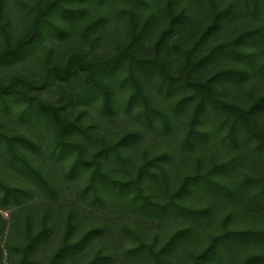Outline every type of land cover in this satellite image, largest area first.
Wrapping results in <instances>:
<instances>
[{"label":"rangeland","instance_id":"1","mask_svg":"<svg viewBox=\"0 0 264 264\" xmlns=\"http://www.w3.org/2000/svg\"><path fill=\"white\" fill-rule=\"evenodd\" d=\"M46 1L50 0L40 4ZM141 1L142 5L134 6L124 0H65L50 19L54 29L35 40L22 56L0 62V82L9 85L19 78L41 87L47 70L63 64L73 52L89 57L114 55L130 41V21L148 24L138 53L151 57L159 32L165 27L166 4L164 0ZM177 1L174 13L186 10L190 20L168 44L186 46V33L205 27L210 7L208 0ZM213 1L218 10L236 2ZM39 2L0 0V50L5 41L14 42L26 31L30 9ZM101 19L103 23L96 31L85 33L88 25ZM260 26L264 27V5L257 12L238 13L228 19L205 42L202 51ZM241 51L254 54L251 63L244 58H228L218 66L239 65L245 72L241 82L226 81L221 87L228 101L244 105L264 94V40L249 43ZM168 63L175 71L180 64L179 54L171 55ZM214 67L210 63L203 74L208 75ZM104 76L112 90L106 110L96 91L85 92L75 82L62 86L79 96L74 105L65 107V121L78 126L66 136L71 144L68 150L53 147V124L36 116L21 117V107L12 102L7 108L0 104V129L8 136L20 135L33 142L35 149L18 148L39 173L12 160L0 143V185L27 192L14 199L4 198L0 190V264H21L28 237L41 234L28 252L26 264H49L63 244L69 248L58 264H156L141 245L159 252L171 238V244L160 255L161 263L191 264L192 257L218 234L224 238L203 264H244L251 256L253 264H264V185L254 186L250 181L261 175V155L245 140L230 139L226 120L215 112L188 134L189 106L176 107L182 91L159 88L146 77L142 81L148 99L145 104L130 101L131 89L123 83L122 71L109 69ZM31 93L47 103L66 105L70 100L56 86L33 89ZM77 144L82 146V157L72 168ZM95 154L99 156L96 185L88 190L91 167L83 164ZM157 157H163L160 164L150 167L142 177L143 192L153 202L168 201L184 177L197 173L202 177L189 182L166 209L154 211L148 203L143 206L132 201L131 180L146 159ZM100 173L104 179L99 178ZM39 175L48 182L47 189L42 187ZM187 210L197 213L192 216Z\"/></svg>","mask_w":264,"mask_h":264},{"label":"trees","instance_id":"2","mask_svg":"<svg viewBox=\"0 0 264 264\" xmlns=\"http://www.w3.org/2000/svg\"><path fill=\"white\" fill-rule=\"evenodd\" d=\"M37 3L30 9V20L26 31L14 42L5 41L3 48L0 50V62L8 63L11 59H16L22 56L25 52L29 51L35 40L41 37L45 32L54 29L53 23L50 21L55 10L65 0H50L43 4ZM128 1L134 6L142 5L141 0H124ZM166 4V23L165 27L159 32V35L153 45V55L151 57H142L138 53V49L143 42V36L147 32L148 24L146 21L141 23L131 24V37L130 41L122 46L114 55H96L89 57L87 53H71L65 62L51 67L47 70L45 76V84L41 87H36L33 84H26L16 78L13 83L5 85L0 82V104L7 108L9 103L20 106L21 117H38L53 124L54 129V148L61 150H68L71 144L67 142L66 136L70 133L71 128L78 129V126L65 121L64 112L65 107L74 105L76 98L79 97L74 92L63 89L64 83L75 82L78 83L85 92L96 91L101 99V104L106 110L110 106L112 90L106 84L104 73L109 69L122 71L125 75L123 83L129 85L131 89L130 101L138 100L147 104V97L145 96L144 78L150 77L159 88H167V90H180L183 96L176 103L178 105H188L190 110L189 116V132L190 134L194 128H200L201 120L215 112L220 118L226 120L228 125L227 136L234 139L239 138L245 140L251 147H254L256 152L261 155V175L258 178L250 179L254 182V186L264 185V94L257 95L248 104L232 103L224 97L221 90L226 81L241 82L245 77V72L240 69L239 65L231 67H220L221 61L231 58L236 61L247 59L249 63L252 62L254 54H248L241 51L247 44L264 40V27L251 28L239 32V34L232 40L226 43L214 44L208 49L202 51L205 42L219 29L227 23L228 19L237 16L238 13L257 12L264 5V0H236L235 4L230 3L229 7L218 10L217 3L213 0H208L209 15L206 14L205 27L202 29H195L192 33H186L188 40L185 42L187 45L182 44H168V40L176 33L179 28L184 30L187 22L190 20L186 10H180L174 13L173 4H177L175 0H164ZM131 19V18H130ZM134 20V19H133ZM151 19H149L150 21ZM208 20V23H206ZM148 21V23H149ZM103 23L101 20H96L94 23L88 25L85 33H91L98 29ZM6 34V33H5ZM173 54H179L180 64L175 71L171 70L168 63V58ZM210 63L214 64L213 71L208 75L203 74V69ZM218 68V69H217ZM85 85V86H84ZM47 86H56L62 89V92L69 97V103L53 104L44 102L37 96L32 94V90H40ZM84 86V87H83ZM84 92V93H85ZM170 92V91H169ZM262 121H261V120ZM237 139V142L239 141ZM0 143H3L6 152L10 155L11 159L24 167L26 170L39 174L36 168L27 160L24 153L19 150L20 147L33 148L34 144L24 136H8L0 129ZM77 147V157L72 163L71 167L76 168L80 163L82 157V146L79 144ZM35 149V147H34ZM96 156L93 159L84 162V167H91L89 173V181L87 188L93 189L96 185V175L98 167H96ZM99 157V156H98ZM163 158V157H162ZM162 158L157 157L152 160L146 159L141 164L136 173V177L131 180L132 184V201L141 202L140 204H147L152 206L154 211L157 209H166V207L173 204L174 197L177 198L182 195L186 185L191 181H198L201 175L198 173L195 176H187L182 179L178 189L168 198V201L162 203L151 201L150 196L143 192L142 177L143 173L160 164ZM100 163V162H99ZM162 170V169H161ZM210 172V171H208ZM99 178L104 179V174L100 173ZM42 187L47 189L48 182L40 177ZM89 183L91 184L90 187ZM4 191V198L12 197L19 199L20 195H26L25 190H12L4 185H0V190ZM264 190V188H263ZM262 190V191H263ZM261 191V193H262ZM260 193V191H259ZM181 208V211L186 210L181 205H176ZM179 212V211H178ZM194 216V211L187 210ZM152 213V212H147ZM187 213V214H188ZM190 214V215H191ZM192 219V218H191ZM194 221L197 218L192 219ZM44 233L45 229L42 230ZM91 232H89L90 234ZM88 234V235H89ZM43 236H29L28 243L23 251V258L21 264H26L27 255L34 245ZM87 236V235H86ZM85 236V237H86ZM84 237V238H85ZM177 237V234L174 236ZM173 237V238H174ZM224 238L222 234H218L210 238L209 243L204 247L200 253L192 257L191 264H203L206 257L215 249L218 242ZM172 240V238H171ZM171 240L159 251L154 252L150 246L141 245L140 248L147 249L149 254L154 257L156 264H162L160 255L167 249ZM69 248V245L63 244L56 254L52 257L49 264H58L62 253ZM152 257V258H153ZM254 256L249 257L244 264H253ZM259 259V258H256ZM263 257H260V262ZM256 263V262H255ZM92 264V262L90 263Z\"/></svg>","mask_w":264,"mask_h":264}]
</instances>
